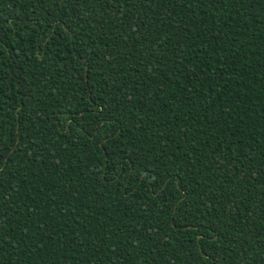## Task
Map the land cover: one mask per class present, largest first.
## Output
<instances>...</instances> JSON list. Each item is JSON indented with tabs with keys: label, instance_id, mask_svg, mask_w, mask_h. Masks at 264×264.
Segmentation results:
<instances>
[{
	"label": "trees",
	"instance_id": "obj_1",
	"mask_svg": "<svg viewBox=\"0 0 264 264\" xmlns=\"http://www.w3.org/2000/svg\"><path fill=\"white\" fill-rule=\"evenodd\" d=\"M0 264H264V0H0Z\"/></svg>",
	"mask_w": 264,
	"mask_h": 264
}]
</instances>
